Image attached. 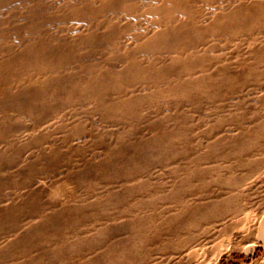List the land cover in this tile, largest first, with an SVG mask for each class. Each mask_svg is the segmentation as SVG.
Segmentation results:
<instances>
[{"label":"rangeland","instance_id":"obj_1","mask_svg":"<svg viewBox=\"0 0 264 264\" xmlns=\"http://www.w3.org/2000/svg\"><path fill=\"white\" fill-rule=\"evenodd\" d=\"M263 216L264 0H0V264H258Z\"/></svg>","mask_w":264,"mask_h":264},{"label":"bare ground","instance_id":"obj_2","mask_svg":"<svg viewBox=\"0 0 264 264\" xmlns=\"http://www.w3.org/2000/svg\"><path fill=\"white\" fill-rule=\"evenodd\" d=\"M259 229H258V234H257V237L259 238V241H261V243H264V216L260 219L259 221ZM226 244H224L225 248H228L229 247V242H225ZM253 246V245H252ZM255 246V245H254ZM219 252V251H218ZM219 254V253H218ZM216 255V254H215ZM215 255L213 256L214 258H217L215 257ZM263 258V257H262ZM260 262V261H259ZM257 263V262H256ZM211 264H216V260H213ZM258 264H264V258L261 260L260 263Z\"/></svg>","mask_w":264,"mask_h":264}]
</instances>
